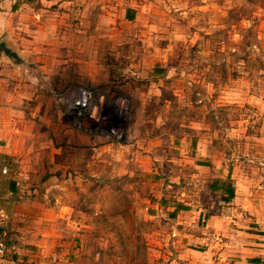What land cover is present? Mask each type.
I'll return each instance as SVG.
<instances>
[{"label":"rangeland","instance_id":"374dc122","mask_svg":"<svg viewBox=\"0 0 264 264\" xmlns=\"http://www.w3.org/2000/svg\"><path fill=\"white\" fill-rule=\"evenodd\" d=\"M16 5L24 66L0 63L33 86L0 155V264H168L174 205L216 214L214 181L264 175V0Z\"/></svg>","mask_w":264,"mask_h":264},{"label":"crops","instance_id":"0c3cea01","mask_svg":"<svg viewBox=\"0 0 264 264\" xmlns=\"http://www.w3.org/2000/svg\"><path fill=\"white\" fill-rule=\"evenodd\" d=\"M16 7V0H0V42L12 41ZM130 15L131 20L133 13ZM23 71L0 63V155L4 156L16 151L10 149L14 132L11 120L22 113L21 90L33 86V80ZM228 178L234 187V198L226 203L218 193L224 207L216 214L192 211L180 202L174 205L169 216L172 224L176 221V228L172 226L168 264H264V175H250L236 167L234 174L218 180Z\"/></svg>","mask_w":264,"mask_h":264},{"label":"trees","instance_id":"16d2710c","mask_svg":"<svg viewBox=\"0 0 264 264\" xmlns=\"http://www.w3.org/2000/svg\"><path fill=\"white\" fill-rule=\"evenodd\" d=\"M209 189L212 193L222 194L221 200L223 202L229 203L234 198V187L229 178L226 181H214V183L209 186Z\"/></svg>","mask_w":264,"mask_h":264},{"label":"water","instance_id":"95a60500","mask_svg":"<svg viewBox=\"0 0 264 264\" xmlns=\"http://www.w3.org/2000/svg\"><path fill=\"white\" fill-rule=\"evenodd\" d=\"M4 55L11 60L14 66H24L22 58L14 51L6 40L0 42V56ZM29 67L28 65H26Z\"/></svg>","mask_w":264,"mask_h":264},{"label":"built area","instance_id":"2783aa9c","mask_svg":"<svg viewBox=\"0 0 264 264\" xmlns=\"http://www.w3.org/2000/svg\"><path fill=\"white\" fill-rule=\"evenodd\" d=\"M88 97H90V93L88 91L80 90L78 93V97L76 98L74 103L76 109H78L79 111H83L84 109H86L88 107ZM3 172H5V170ZM3 254L4 246L0 243V258L3 256Z\"/></svg>","mask_w":264,"mask_h":264}]
</instances>
